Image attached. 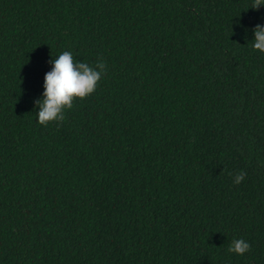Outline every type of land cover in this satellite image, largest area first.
Instances as JSON below:
<instances>
[{
  "label": "trees",
  "instance_id": "1",
  "mask_svg": "<svg viewBox=\"0 0 264 264\" xmlns=\"http://www.w3.org/2000/svg\"><path fill=\"white\" fill-rule=\"evenodd\" d=\"M253 2L0 0V264H264ZM63 51L106 69L44 127Z\"/></svg>",
  "mask_w": 264,
  "mask_h": 264
},
{
  "label": "clouds",
  "instance_id": "2",
  "mask_svg": "<svg viewBox=\"0 0 264 264\" xmlns=\"http://www.w3.org/2000/svg\"><path fill=\"white\" fill-rule=\"evenodd\" d=\"M261 5H264V0H254L251 9L258 10ZM253 33V50L264 53V26L256 25ZM50 63L53 67L44 78L43 98L34 101L35 107L39 109L38 123L44 127L51 122H63L66 110L72 109L77 99L82 100L92 95L106 69L102 58L93 67L76 61L70 51H63L58 58L50 60ZM245 176L246 173L240 171L233 182L238 185ZM250 250L251 245L244 239H233L226 251L243 255Z\"/></svg>",
  "mask_w": 264,
  "mask_h": 264
}]
</instances>
